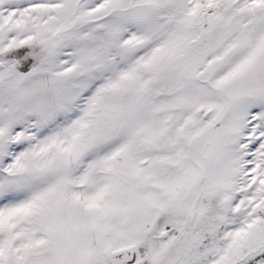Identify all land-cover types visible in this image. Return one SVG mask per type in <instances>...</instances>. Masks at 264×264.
Instances as JSON below:
<instances>
[{"label":"snow or ice","instance_id":"1","mask_svg":"<svg viewBox=\"0 0 264 264\" xmlns=\"http://www.w3.org/2000/svg\"><path fill=\"white\" fill-rule=\"evenodd\" d=\"M0 264H264V0H0Z\"/></svg>","mask_w":264,"mask_h":264}]
</instances>
